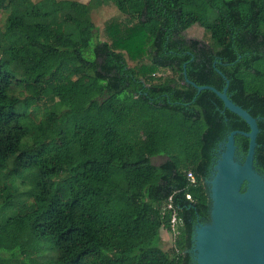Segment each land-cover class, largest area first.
I'll return each mask as SVG.
<instances>
[{
	"label": "trees",
	"instance_id": "obj_1",
	"mask_svg": "<svg viewBox=\"0 0 264 264\" xmlns=\"http://www.w3.org/2000/svg\"><path fill=\"white\" fill-rule=\"evenodd\" d=\"M94 2L121 14L102 31L78 2L38 16L0 0L12 7L0 29V264H193L219 144L250 128L187 78L221 91L229 80L259 118L264 173V0ZM196 25L209 42L189 37ZM235 138L244 158L249 139ZM174 211L183 225L165 250Z\"/></svg>",
	"mask_w": 264,
	"mask_h": 264
},
{
	"label": "water",
	"instance_id": "obj_2",
	"mask_svg": "<svg viewBox=\"0 0 264 264\" xmlns=\"http://www.w3.org/2000/svg\"><path fill=\"white\" fill-rule=\"evenodd\" d=\"M226 80L221 91L187 78L198 91L208 89L217 94L225 108L245 120L250 128L233 130L219 144L206 180L210 219L196 224L190 254L193 264H264V173L255 165L259 118L231 99ZM238 134L249 139L244 158L238 154Z\"/></svg>",
	"mask_w": 264,
	"mask_h": 264
},
{
	"label": "rangeland",
	"instance_id": "obj_3",
	"mask_svg": "<svg viewBox=\"0 0 264 264\" xmlns=\"http://www.w3.org/2000/svg\"><path fill=\"white\" fill-rule=\"evenodd\" d=\"M18 1H22L24 3L28 1L31 2L33 4L32 6L33 12L34 14L38 16L46 15L47 13L51 11H55L56 9L63 7V6L76 5V0H18ZM81 1L83 5L88 6L90 8L89 16L100 31L104 29V24L107 20H109L112 17L121 15L118 8L112 2L105 3V4H98L97 2H94V0H91L90 2L88 0H81ZM9 10H12V7H10ZM9 10H4V11L0 10V29L3 33L4 31L8 30V27H9V23L7 21ZM189 34H190L189 37L198 38L205 42L210 41L207 32L205 31L204 28L200 26L196 25L195 27H193L189 31ZM95 42L96 40H92L91 47L94 46ZM84 54L87 56H91L90 49L84 50ZM46 94H48V92ZM165 159H166L165 157H157L154 159V164L159 165L163 163ZM22 190L24 189L22 188ZM149 217H150V214L146 216V218H149ZM162 236L165 239V245L163 246L164 249L168 250L172 248L176 235L167 230H163Z\"/></svg>",
	"mask_w": 264,
	"mask_h": 264
},
{
	"label": "built area",
	"instance_id": "obj_4",
	"mask_svg": "<svg viewBox=\"0 0 264 264\" xmlns=\"http://www.w3.org/2000/svg\"><path fill=\"white\" fill-rule=\"evenodd\" d=\"M187 176L191 183H196V178L193 172H188ZM187 198L191 199V195H187ZM168 208H172V205L169 204ZM182 225H183L182 220L178 217L177 213L174 211L171 218L172 233H174L177 236L180 233V228Z\"/></svg>",
	"mask_w": 264,
	"mask_h": 264
},
{
	"label": "crops",
	"instance_id": "obj_5",
	"mask_svg": "<svg viewBox=\"0 0 264 264\" xmlns=\"http://www.w3.org/2000/svg\"><path fill=\"white\" fill-rule=\"evenodd\" d=\"M88 1L90 2L91 0H88ZM76 2L83 4L81 0H80V1H79V0H76ZM162 231H163V230H162ZM163 238H164V237H163Z\"/></svg>",
	"mask_w": 264,
	"mask_h": 264
}]
</instances>
